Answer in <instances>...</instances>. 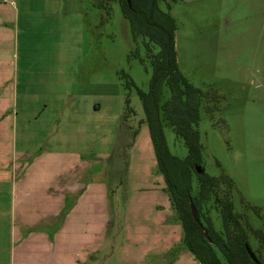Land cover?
<instances>
[{"label": "rangeland", "instance_id": "1", "mask_svg": "<svg viewBox=\"0 0 264 264\" xmlns=\"http://www.w3.org/2000/svg\"><path fill=\"white\" fill-rule=\"evenodd\" d=\"M63 7L55 12L53 33L26 32L22 19L29 13L20 5L19 28L14 21L10 31L0 32V264H13L7 201L14 176L23 172L55 178V191L78 185L82 173L92 189L93 243L107 238L98 247L97 264H158V242L121 239L123 211L126 221H145L150 205L165 210L172 224L171 251L166 244L161 263L199 264L164 191L137 91L149 88V53L157 46L149 43L148 50L141 36L133 41L117 2L106 21L91 0H64ZM159 7L176 20L181 72L195 86L222 96L213 118L204 102L199 107L204 170L233 179L235 192L223 184L219 190L230 194L245 228L247 221L264 234V0H166ZM4 14L14 16L15 10ZM135 48L143 63L131 56ZM169 96L163 85V100ZM163 133L170 153L185 158L187 147L172 126L164 123ZM203 211L220 231L215 205ZM248 242L264 264V245L250 232ZM139 253L150 257L138 261Z\"/></svg>", "mask_w": 264, "mask_h": 264}, {"label": "trees", "instance_id": "2", "mask_svg": "<svg viewBox=\"0 0 264 264\" xmlns=\"http://www.w3.org/2000/svg\"><path fill=\"white\" fill-rule=\"evenodd\" d=\"M159 1L166 0H91L93 6L103 12L102 21L110 18L111 5L117 2L129 21L133 41L141 36L147 39L145 47L148 50L149 43L157 46L156 52L149 53V88L137 91L157 167L165 181L164 191L168 193L174 218L181 222L185 246L199 264H256L249 258L245 243H249L250 232L264 245V234L251 228L246 221L247 231L241 223L242 216L234 209L230 194L219 190L223 184L235 192V182L224 172L213 176L205 170L202 173L195 171L196 165L203 167V145L198 130L199 107L204 102L205 110L213 118L222 96L214 88L204 90L195 86L179 69L175 47L176 20L169 11L159 7ZM131 56L142 63L144 61L137 48L131 51ZM127 79L129 85H133V81L129 77ZM163 85L170 91L166 100H163ZM164 123L172 126L175 135L183 140L188 151L185 158L170 153L163 133ZM190 200L201 226L191 215ZM210 202L221 217L220 231L215 229L212 220L203 211ZM204 231H207L210 242Z\"/></svg>", "mask_w": 264, "mask_h": 264}, {"label": "crops", "instance_id": "3", "mask_svg": "<svg viewBox=\"0 0 264 264\" xmlns=\"http://www.w3.org/2000/svg\"><path fill=\"white\" fill-rule=\"evenodd\" d=\"M76 1L82 2V0ZM63 3L64 0H13V3L6 4L1 3L0 0V32L10 31L8 24L14 21L19 28L20 5L25 10L24 13H29V16L25 15L22 19L24 23L28 22L24 25L26 32L53 33L55 32V12L59 13L64 10ZM9 9L15 10V17L5 16L4 11ZM76 11L79 10L75 8V13ZM52 49H55V45ZM84 171L85 169L82 172ZM81 174L75 180L78 185L74 184L72 188L58 191H55V178H46L47 176L42 177L26 172L14 176V187L9 190L7 201V212L12 217L10 233L14 243H10L13 264L98 263L96 259L98 247L102 246L107 238L100 239L98 244L93 243L92 223L89 219L92 189L82 182ZM16 181H18L17 188ZM152 207L154 206L150 205L147 211L150 215L145 221L131 222L132 219L126 221L128 211L127 209L123 211L121 239L125 241L136 236L135 240L140 242H144L142 239L153 244L158 242L162 248H159L160 250L154 255L158 258L157 263L163 264L161 263L162 256L166 250L171 251L172 224L166 220L165 210H153ZM137 209L139 206L132 208L133 216L138 212ZM106 212L108 213V208ZM16 213H18V219L14 220ZM115 224L118 228L119 221ZM108 227L109 221L107 220L103 225V234L107 233ZM93 245H95L94 251ZM137 255L139 256V259L136 258L138 261L150 257L144 253Z\"/></svg>", "mask_w": 264, "mask_h": 264}, {"label": "water", "instance_id": "4", "mask_svg": "<svg viewBox=\"0 0 264 264\" xmlns=\"http://www.w3.org/2000/svg\"><path fill=\"white\" fill-rule=\"evenodd\" d=\"M195 171L197 173H202L204 171V168L201 166V165H196L195 166ZM190 212H191V215L193 217V219L201 226V223L199 221V218H198V214H197V211H196V208L192 202V200H190ZM204 235L205 237L207 238V240L210 242V238L208 236V233L207 231H204ZM245 250L249 256V258L256 264H261V262L259 261L258 257L256 256L255 252L252 250L251 246L249 245V243H245Z\"/></svg>", "mask_w": 264, "mask_h": 264}, {"label": "built area", "instance_id": "5", "mask_svg": "<svg viewBox=\"0 0 264 264\" xmlns=\"http://www.w3.org/2000/svg\"><path fill=\"white\" fill-rule=\"evenodd\" d=\"M4 2H9V3H13V0H2Z\"/></svg>", "mask_w": 264, "mask_h": 264}]
</instances>
